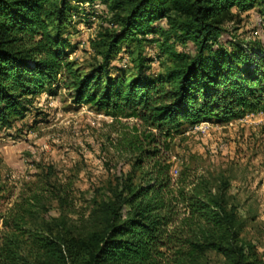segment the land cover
<instances>
[{
  "label": "trees",
  "instance_id": "1",
  "mask_svg": "<svg viewBox=\"0 0 264 264\" xmlns=\"http://www.w3.org/2000/svg\"><path fill=\"white\" fill-rule=\"evenodd\" d=\"M98 3L117 15L118 27L102 36V58L80 73L69 58L70 29L79 15L89 23ZM258 3L264 0H0V124L23 117L36 94L60 83L73 88L78 103L136 119L135 132L120 143L134 153L139 181L119 168L114 197L99 204L104 228L79 247L68 244L71 264H197L207 250L249 264L226 183L215 189L207 173L188 164L173 174L170 149L184 123L264 113V42L223 36L233 7ZM143 40L158 41L157 55L171 64L148 71L155 56L144 55L128 78L114 56L122 43ZM176 42H190L192 50H178ZM51 174L0 209V264H31L23 253L27 216L46 198L66 196ZM4 190L0 177V201ZM31 238L44 256L65 258L55 240Z\"/></svg>",
  "mask_w": 264,
  "mask_h": 264
},
{
  "label": "rangeland",
  "instance_id": "2",
  "mask_svg": "<svg viewBox=\"0 0 264 264\" xmlns=\"http://www.w3.org/2000/svg\"><path fill=\"white\" fill-rule=\"evenodd\" d=\"M95 8L89 23L76 16L69 33L73 43L69 58L80 73L102 58V36L118 27L117 15L106 4ZM232 13L223 23L228 30L224 37L264 42V4L242 11L233 7ZM175 46L192 50L190 42ZM157 52L158 41H131L121 44L113 61L129 78L136 73L141 56H155L148 71L165 72L171 61ZM135 121L113 118L88 103L76 102L73 88L60 83L36 94L23 117L0 124V177L5 184L0 209L35 190L50 169L56 186L66 190L64 200L46 198L45 206L25 220L23 253L31 264H71L68 244L79 247L104 228L99 204L114 197L119 168L134 171L133 183L139 181L134 153L120 143L135 132ZM170 153L173 174L180 164H188L207 173L215 189L226 183V199L236 206L242 222L239 240L247 245L249 264H264V113H248L225 123H184ZM33 236L58 242L65 258L44 256ZM197 264L230 263L221 253L207 250Z\"/></svg>",
  "mask_w": 264,
  "mask_h": 264
}]
</instances>
